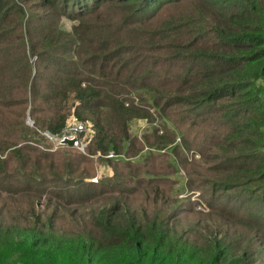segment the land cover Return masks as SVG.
Masks as SVG:
<instances>
[{
    "label": "trees",
    "instance_id": "trees-1",
    "mask_svg": "<svg viewBox=\"0 0 264 264\" xmlns=\"http://www.w3.org/2000/svg\"><path fill=\"white\" fill-rule=\"evenodd\" d=\"M32 1L0 0V25L4 27L13 8L23 18L22 2ZM181 1L192 0H39L30 5L31 12L39 13L30 12L26 28L21 17L18 18L20 29L15 35L16 41L4 42L13 33L0 32V142L2 150L13 147L8 158H0V192L30 194L24 191L33 188L31 182H36L54 191L48 198L47 208L53 206L52 198L54 204L56 201L76 206L88 203L84 207L91 221L72 231L70 236H57L54 215L47 210H37V204L30 205L28 223L15 219L5 221L0 217V264L7 259L20 264H253L264 256V236L259 232V228H264L263 214L242 219L248 224L242 228L249 235L240 245L239 257L231 261L227 260V240L231 232H236L231 224L226 223L223 229L211 226L205 247L194 251L197 241L182 238L173 228V222H169L177 216L171 209L147 220L145 210L131 208L126 199L118 195H109L112 197L108 201L94 207L93 199L101 195V191L117 192L114 188H101L103 183H114V180L60 185V174L73 170L70 158L74 156L61 159L57 167L49 161L47 171L51 177L47 179L33 174L39 172L38 167L30 169L31 175L21 173L24 181H19L15 175L18 173L16 163L25 161L21 146L17 145L28 141L32 133L46 131L60 135L68 118L75 115L92 123L93 134L89 140L94 152L113 151L118 156L136 142L129 131L130 120H148L153 107L165 131L158 135V129L152 126L153 134L143 137L144 147H171L177 133L187 150L189 139L192 143L199 139L201 143L217 145L219 142L207 132L196 134L192 125L195 121L202 124L205 120L214 121L218 113L226 124L223 142L227 143V148L217 146L220 166L213 172H225L229 167L222 165L234 160V152L239 150L250 153L253 159L255 157L254 162L247 163L241 175L227 172L218 179L229 183L231 178L240 180L242 176L244 184L264 180V138L255 131L239 130L237 125L233 130L232 126L233 115L240 113L244 123L252 121L257 125L255 129L264 128V5L258 0H197L205 8L198 19L176 14L170 18L167 28H156L151 20L161 7ZM62 15L75 20L70 31L58 27ZM187 34L195 39L205 36L204 43L188 45L203 48L205 52L192 58L190 64L180 68L176 65L175 99L170 93H161L162 85L149 84L144 78L150 73L149 68L144 71L146 74L137 75L141 69L139 63L118 59L121 54L135 52L136 45L130 47L134 42L149 40V51L166 52L168 42L182 40ZM157 39L167 41L158 43ZM82 53L86 57L82 58ZM30 55L36 57L38 71L34 74ZM109 63H112L110 67ZM84 66L90 74H96L98 81L107 83L102 84L104 90L93 81L82 87L84 83L77 76ZM125 90L139 93L142 104L125 105L121 96ZM10 97H16L11 106L21 108L30 103L32 128L22 121V113L12 116L8 111ZM176 104L189 105V108L173 109ZM102 107L110 112L104 113L100 110ZM191 118L194 119L191 123H184ZM12 137L14 139H10ZM253 138L263 142L261 146L254 144ZM173 152L175 154V150ZM8 161L15 162L16 172L11 171ZM23 185L25 187H18ZM252 219L260 221L254 223ZM249 251L254 258H249Z\"/></svg>",
    "mask_w": 264,
    "mask_h": 264
},
{
    "label": "rangeland",
    "instance_id": "rangeland-1",
    "mask_svg": "<svg viewBox=\"0 0 264 264\" xmlns=\"http://www.w3.org/2000/svg\"><path fill=\"white\" fill-rule=\"evenodd\" d=\"M37 1L39 0H33L30 3L22 2V10L24 11L23 18L21 14L16 12L13 8L4 27L2 23L0 25V32L9 31L13 33L6 37L4 42L10 43L16 41L15 35L20 29L18 18L21 17L25 25L28 22L27 19L30 15L31 7L33 3ZM2 3L4 4L5 2L3 1ZM6 3L10 5V3ZM258 3L264 5V0H258ZM204 10V5L197 0L166 4L161 7L160 12H158L151 22L156 23V28L164 30L169 25L172 16L184 13L187 14L186 16L188 17L191 15L194 19H198ZM31 13L37 14L39 12L33 10ZM177 22L178 20H176V23ZM75 23V20L72 18L62 15L58 21V27L61 30L70 31ZM157 41L158 43H163L167 40L157 39ZM204 41H206V37L203 35L196 39L188 34L185 36L183 35L182 40L177 39L172 40L171 43L168 42L166 52L159 53L148 50L150 46L149 40H143L142 42L138 41V43L134 42L132 43L133 45H130L131 49L136 45L135 52L132 50L133 52L131 53L121 54L118 59L127 58V60H131L133 64L139 63V68L141 69L139 70L138 68L139 71L136 72L137 75L144 73V71L149 68L150 73L144 77L149 84L162 85L163 88H159L160 90L162 89L161 93H170V97L175 99L174 95H176L178 91L174 87V84H176L178 80L176 70L185 64H190L192 58H195L200 53L204 54L205 52L203 48L198 49L196 46L190 48L188 45H200V43H204ZM68 56H71V54ZM80 56L84 58L86 54L82 53ZM79 59L80 58H76V60ZM30 61L33 65L32 74H34L36 70L38 71L35 55H30ZM111 65L112 63L108 64L109 67ZM176 65L178 67L177 69ZM78 74L79 76L77 77L84 83L82 87L86 86L89 83L88 81H93L92 83L95 82V84H98L101 90H104L102 88L105 84L107 85L103 80L98 81L99 78L96 77V74H90L88 68L85 66ZM98 82H100V84ZM121 96L126 102L125 105H127V103L135 105L142 104L140 102L141 95L137 92L132 93L125 90L122 92ZM101 97L105 101H109L108 97L104 95H101ZM14 99H16V97H10L8 99L10 101L9 107L7 108L8 111L13 114L12 116L22 113V121L27 127L32 128L33 118L30 115V103L18 108L19 106H11ZM172 107L173 109H185L182 107L189 108V105L176 104ZM100 110L106 114L110 112V109L106 110L103 107L100 108ZM149 113L151 115L148 120L145 118L130 120L129 131L136 139V142L132 144L130 149L123 151L121 155L117 156L115 154L114 157H109L110 153H113V151H109L107 154H102L98 151L94 152L93 147L90 146L91 141L89 140L93 134L92 123L89 120L79 119L75 115L73 117H71V115L68 118L60 135H51L46 131H37V134L32 133L33 135L28 137V141H21V143L17 145L21 146L20 153L23 155L25 161H21V164L19 162V165L16 163L18 168V173H15L16 178H18L19 181H24V175L21 173L29 174L31 168L38 167L39 172L33 174L40 179H47L51 177L47 165L49 161L57 167L61 159L64 160L68 156H74L70 158L73 166L72 171L78 169L79 172L73 173L69 170L63 175L60 174V185L63 182L79 183L85 181L99 183L104 180H114V183L111 181L108 184L103 183L104 185L102 184L103 186L101 188L103 190L114 188L117 192L108 191L103 193L99 190L101 191V195L93 199V201H95L94 207L108 201L110 197H116L118 195L123 196L131 208L140 211L145 210L147 220L158 214L162 216L164 211L166 213L168 209H171L177 213V216L175 218H170L169 222H173V228L182 238H189L197 241L194 251L201 250L205 247L204 243L208 242V240H206V237L208 239L207 231L211 226L223 229L226 223L228 225L231 224V227L234 228L236 232L234 234L231 232L227 240L229 245L227 260L235 261L234 258L239 257L241 254L240 245L244 243L245 238L249 235L242 228L243 225L248 226L242 219L253 215H257V217H259L260 214L264 215V180L244 184L243 177L241 176L240 180L233 177L230 179L229 183H224L226 179L221 180L220 178L218 179V177L227 172L241 175L245 170V165L254 162L255 157L253 159L250 153L239 152V150H237V152H234L235 159L222 165L229 167L225 172L218 174L213 172L220 166L221 156L217 154V146L223 145L227 148V143L223 142L226 124L218 113L215 116L217 119H214V121L205 120L203 124L195 121L192 125V130L196 134L199 135L203 132H207L210 138H214L219 142L217 145L201 143L199 139H196L195 143H192L191 139H189L190 147L187 150L185 144H183V141L180 139L181 135L177 133L176 140L172 143L171 147L167 146L161 149H157L156 147H151L152 149H150L148 148L149 146L144 147L143 137H150L153 134L152 126L158 129V135H163L165 131L159 122V115L155 112L153 107H151ZM233 117V130L235 125H237L236 127L240 126L239 130L255 131L261 135V138H264V128L260 127L259 130L255 129L257 125L252 121H246L248 123H244L245 120H243L242 114L240 113L233 115ZM193 120L194 119L191 118L190 120H185L184 123H191ZM30 122H32V124ZM74 123H82L86 126V130L78 135V144L69 146L59 143L58 136H60L61 139L63 136L71 138L73 133V127L71 128V126H73ZM10 139H14V137ZM252 142L254 144L257 143V146H261L263 143L257 138H253ZM1 145L3 144L0 142V158H8L13 147L2 150ZM25 145H29L31 148ZM179 145H182L183 150ZM173 150H175L176 155L173 154ZM41 155L44 156V158H42ZM245 160L247 161L245 162ZM14 161H8V166L12 172H16V170L14 171L16 168L14 167ZM169 161L173 162L174 166L170 165ZM240 166L242 168H240ZM11 179L15 182L14 178ZM41 182L47 183L44 181ZM213 184H218V186L214 187ZM31 185L33 188H26V191H24L30 194L23 192L17 194L0 192V217L5 221H12L15 219L22 224L24 222L28 223L30 222L28 218L30 205L37 204V210H47L48 214L54 215L57 236H70L72 231H77L78 227L91 222L88 219L89 217L87 218L88 213L84 207L88 205V203L83 204V206H76L72 204H61L56 201L55 205V199L52 198L53 206L47 208L49 204L48 198L54 191L50 187L43 188L42 184L36 182H31ZM18 187L23 188L25 186ZM38 191L41 192L40 195ZM35 192H37V194ZM37 195H39V197ZM71 213H74V215H71ZM251 221L254 222L253 219ZM259 221L260 220H257L255 222L258 223ZM259 229V232L264 236V228ZM262 241V248L264 249V238ZM249 243L248 247L251 250L253 248L251 240ZM248 256L251 259L252 257L254 258V254L250 251L248 252ZM255 258H258V255H255ZM9 263L20 264L18 261L12 259H7L1 264ZM253 264H264V256L261 257L257 263L254 262Z\"/></svg>",
    "mask_w": 264,
    "mask_h": 264
},
{
    "label": "built area",
    "instance_id": "built-area-1",
    "mask_svg": "<svg viewBox=\"0 0 264 264\" xmlns=\"http://www.w3.org/2000/svg\"><path fill=\"white\" fill-rule=\"evenodd\" d=\"M73 127V128H72ZM71 128H72V131H73V133H72V135H71V138H76L75 139V144L74 145H77L78 144V135H80V133H82L83 131H85L86 130V126H85V124H82V123H74L73 124V126H71ZM66 129V128H65ZM70 129V128H69ZM68 131V130H67ZM70 137V136H69ZM58 138H59V143L61 142V140L63 139V138H67V136H63V138L61 139V137L60 136H58ZM115 156V153H110V156L109 157H114ZM9 264H11V263H9Z\"/></svg>",
    "mask_w": 264,
    "mask_h": 264
},
{
    "label": "water",
    "instance_id": "water-1",
    "mask_svg": "<svg viewBox=\"0 0 264 264\" xmlns=\"http://www.w3.org/2000/svg\"><path fill=\"white\" fill-rule=\"evenodd\" d=\"M32 124V122H30ZM61 144H66L69 146H73L75 144V138H63L60 142Z\"/></svg>",
    "mask_w": 264,
    "mask_h": 264
}]
</instances>
